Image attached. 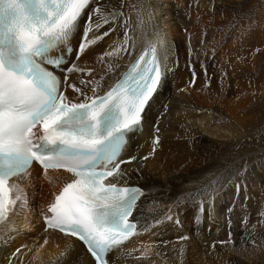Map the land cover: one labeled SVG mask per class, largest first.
Instances as JSON below:
<instances>
[{
	"label": "bare ground",
	"instance_id": "1",
	"mask_svg": "<svg viewBox=\"0 0 264 264\" xmlns=\"http://www.w3.org/2000/svg\"><path fill=\"white\" fill-rule=\"evenodd\" d=\"M249 1L144 0L152 19L148 23L146 18L143 30L130 32L138 37L134 55L152 40L153 30H158L166 37L164 46L158 48L160 62L162 66L166 63L170 71L142 114L141 132L130 133L122 175L113 181L138 185L144 195L133 212L137 232L108 253L110 264H264V148L257 151L259 157L248 166L242 153L243 129L264 116V0L256 8L257 23H245ZM111 2L119 5L120 0ZM135 3L137 0H125L123 8L133 27L136 16L130 5ZM106 30L108 35L91 46L87 58L77 61L81 68L93 69L92 73L70 74V80L78 86L89 75L94 82L99 81L98 94L107 91L133 59L123 52L118 54L119 59L114 55L113 66L118 63L119 67L106 72L108 58H100L123 39V28L108 30L104 25L100 31ZM80 37L79 33L73 37V48ZM68 59L75 60V52ZM193 69L196 78L190 83ZM170 81L172 88L168 86ZM90 87L86 89L89 96ZM68 94L73 95L71 89ZM156 126L161 143L149 156ZM229 139H238L234 153L225 161H211L217 143ZM263 140L261 135L257 141ZM129 156L137 159L129 162ZM145 156L148 159L142 160ZM245 165L246 173L241 171ZM48 177L51 181L33 165L27 177L12 179L20 185L24 202L13 206L7 223L0 225V264H93L75 237L55 229L45 230L43 220L53 193L69 180L70 174L63 169L49 170ZM217 185L221 186L212 196L202 191ZM180 194L183 201L177 208L174 202ZM200 201L205 212L197 222L193 214ZM170 214L173 219L166 220ZM252 214L263 223L254 224ZM163 229L165 234H161ZM185 235L189 239H179ZM68 244L75 245V249L63 259ZM173 247L177 252L171 251Z\"/></svg>",
	"mask_w": 264,
	"mask_h": 264
},
{
	"label": "snow or ice",
	"instance_id": "2",
	"mask_svg": "<svg viewBox=\"0 0 264 264\" xmlns=\"http://www.w3.org/2000/svg\"><path fill=\"white\" fill-rule=\"evenodd\" d=\"M124 3L0 0V225L7 223L13 206L24 202L22 189L13 177H27L34 163L50 181V169H63L70 177L53 193L45 225L76 237L93 264H109L108 253L128 240L138 226L133 211L144 192L138 186H118L113 181L122 175L121 165L126 163L121 154L128 134L142 129V114L170 71L160 62L158 48L164 46L166 37L158 30H153L152 40L134 55L138 37L130 32L143 30L146 18L151 23L152 13L144 0L131 4L136 16L133 27L130 15L123 11ZM104 25L108 30L123 28V39L100 58H108L106 72L119 67L118 63L113 66L114 55L119 59L123 52L133 59L108 90L98 94L99 81L94 82L89 75L78 86L70 74L92 73L93 69L85 70L77 61L87 58L91 46L108 35L107 30L100 31ZM78 33L81 39L73 48L71 42ZM72 52L75 60L68 59ZM195 78L193 69L190 83ZM90 85L91 96L86 91ZM160 143L156 126L149 156ZM136 159L128 157L129 162ZM241 171L246 173L247 167ZM220 186L211 190L206 186L202 191L212 196ZM236 187L239 190V184ZM182 201L180 194L174 206L179 208ZM204 212L200 201L193 219L199 222ZM165 219L171 221L173 217L170 214ZM175 222L181 223L178 218ZM74 249L75 245H66L62 258L67 259Z\"/></svg>",
	"mask_w": 264,
	"mask_h": 264
},
{
	"label": "rangeland",
	"instance_id": "3",
	"mask_svg": "<svg viewBox=\"0 0 264 264\" xmlns=\"http://www.w3.org/2000/svg\"><path fill=\"white\" fill-rule=\"evenodd\" d=\"M262 2H263V0H250L247 3V7H246L247 9L246 10L248 13H247V17L245 19V23H257V20H259V15L256 18V8H257L258 4L259 3L262 4ZM116 37H114L113 39H115ZM249 39H250V37H248V41H249ZM251 42L254 43V40L252 39ZM168 86H170V88H172L173 82L172 81L168 82ZM257 118H259L257 121H255L253 123L250 122V124H248V127H245L242 131V133L245 134L242 137L243 138L242 140L244 141L243 142L244 145H243L242 149H245L242 153L245 156L244 160L246 161L247 166L249 164H251L252 162L257 160V158L259 157L257 151L264 148V140L261 143H259L257 141L258 137H260L261 135H264V116L263 117H257ZM237 142H238V139H236V140H230L229 139L225 143H217L216 147L214 148V152H213L212 156L210 157L211 161H214V162L225 161L226 158L231 153L232 154L234 153V149H235L234 147L237 144ZM249 156H251V157H249ZM248 216H249V218H248ZM252 216H253L252 220H253L254 224L260 225V223H263L261 218L256 217L253 214H252ZM245 217H247L248 219L251 218L250 215H246ZM261 226L264 227V223ZM259 233L261 234V232H259ZM161 234H165L164 229L162 230ZM262 242H264V241H262ZM262 242H261V245H263ZM170 249L173 252H177L176 250H174V249H177L176 247H173ZM164 251L167 252L168 251L167 248ZM174 254L176 255L177 253H174ZM139 256L145 258V254H143V253H139ZM246 263L247 262L245 261V264Z\"/></svg>",
	"mask_w": 264,
	"mask_h": 264
}]
</instances>
